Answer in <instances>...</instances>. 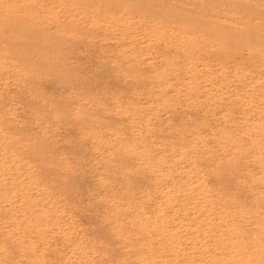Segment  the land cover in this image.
I'll use <instances>...</instances> for the list:
<instances>
[{
	"label": "rangeland",
	"instance_id": "1",
	"mask_svg": "<svg viewBox=\"0 0 264 264\" xmlns=\"http://www.w3.org/2000/svg\"><path fill=\"white\" fill-rule=\"evenodd\" d=\"M162 1L165 2V6L161 3ZM240 1L242 0H227V2L226 0H177V2L176 0H0V264H175L176 262L180 264H264V211L259 213L262 209L264 210V190H262L264 189V186H262L264 185V170H262L264 168V143H262L264 141V133H262L264 132V106H262L264 105L262 104L264 103V96L258 95L260 93L264 94V87H262V85L264 86V56L262 57V53L264 54V24L260 26L263 29L257 28L256 25H259L260 22L264 23V17H261V15H264V0H246V3L243 0L242 2L245 5L242 3V6ZM259 1L263 3L261 4L262 6L257 4ZM208 4H213V6L210 7ZM248 4L251 5L248 7ZM244 6L253 9H247L248 12L245 9V12ZM213 7L219 8L218 10H212L211 8ZM225 8L226 10L223 11L222 9ZM254 8H257L256 12H254ZM220 9L222 10L221 12L219 11ZM252 11L254 13H251ZM224 12L227 14L224 15ZM242 12H245V16ZM200 13L201 15L205 14L207 17L199 15ZM230 14H232V17ZM235 14L242 17H234L233 15ZM247 14L249 17L251 15H255V17H246ZM208 16L212 17L209 18ZM142 17L143 19H141ZM213 17L215 19H211ZM206 18L211 20L207 19V21ZM254 18H256V22H254ZM221 19L228 21L225 23ZM239 19H243L245 22L244 26L242 25L243 21ZM133 20L139 26L136 23L133 24ZM216 20H219L218 22L222 24L219 25ZM229 21L231 22L228 23ZM246 21L247 25L250 22L253 23L254 26L251 23L252 26L249 24L253 29H249ZM174 23L176 27L173 26ZM140 24L142 25L140 26ZM226 24H230L228 25L229 28L235 27L237 24L236 27L238 28L235 27L233 29L232 27L229 30ZM123 25L128 28H124ZM180 25H182V29ZM197 26L203 28V30H199ZM241 27L248 29L241 30ZM237 29L244 32L240 31L242 34H237ZM258 29L260 33L262 32L261 36H258L260 35ZM194 30H198V32ZM250 30L252 33L254 32V35L256 34V37L249 32ZM167 34L169 35L167 36ZM196 34L198 36L197 39ZM174 38L177 40V45ZM183 38H187L189 41L187 42ZM229 38L234 41L236 46L230 44L233 41L228 40ZM203 39L207 41L204 43ZM213 39L215 43L212 42ZM190 40L191 43H189ZM260 47L263 48L262 53ZM256 48H260V52ZM221 52H223V55ZM239 52L244 59L240 55L235 56ZM242 52L246 53V56ZM248 53L250 56L252 55V58L249 57ZM168 55L170 56L168 57ZM193 55L195 56L193 57ZM216 55L218 56L216 57ZM255 55H257V58L259 57V61H263L262 63L260 62L263 66L257 63L258 60ZM250 58L255 62L251 63ZM225 60L226 62L228 61L227 65L224 62ZM165 62H168V65ZM177 63H182V66L180 64L179 67ZM229 64L232 66H228ZM165 67L167 68L165 69ZM220 67L222 69L226 67L228 70H221ZM234 68L238 69V71ZM211 69L217 70L216 73ZM176 70L180 72H176ZM162 72L170 76L168 77ZM192 73L196 74V76L188 78L189 75H193ZM234 73L236 74L235 76ZM256 73L259 74L257 75ZM178 76H181L180 79H177L179 78ZM197 76L198 78H195ZM209 76L210 78L214 76L212 77L213 79L211 78V81L214 82H210ZM215 76L220 77H217V79ZM225 76L230 77H226L224 81ZM238 76L243 77L242 81L244 83L241 81L242 84H238L241 80ZM261 76L263 77L261 78ZM255 77L256 79H254ZM165 78L169 81L167 82ZM193 78L194 81L192 82ZM260 78L263 80L262 83ZM247 80L248 85H246L247 83L245 84ZM257 80L258 83L256 82ZM186 81L190 82L192 87ZM215 81L218 84H215ZM198 83L201 88L197 86ZM226 83L228 84L226 85ZM229 83L232 84L230 85ZM243 84L245 85L243 86ZM216 85L222 86L226 92ZM239 85L241 87H238ZM160 86L164 89L160 88ZM250 86L252 89H250ZM256 86H259V90H255ZM256 89L258 88L256 87ZM228 91H233L234 94L238 93L232 96V93H227ZM240 91L245 96H242L243 94ZM256 91L260 92L257 93ZM226 95L228 96L226 97ZM255 95L259 97H257L259 102L254 98ZM236 97L241 99L239 100ZM252 97L254 98L253 102L251 101ZM235 99H238L237 101L239 102L237 106L234 104H237ZM210 101H213V103ZM261 101L263 102L261 103ZM253 103H255V106H253ZM241 104L245 105L242 107ZM239 105L244 109V113H242L243 109L240 110L241 107ZM259 106L262 107L260 108ZM237 107H239V111ZM258 107L259 110L256 109ZM260 109L263 110L261 111ZM260 115L262 116L260 117ZM258 116L259 118H257ZM242 117L245 119L244 121H241L243 120ZM237 118L241 120L239 121ZM250 120L255 123L251 121V125H249ZM244 123H247V125ZM254 127L256 128L253 129ZM247 128H252L253 130H248ZM201 129H204L205 132H202ZM219 129H221L220 132H218ZM256 129L259 130L257 131ZM239 132L248 134L250 138L245 134L246 137L243 135L242 138L241 135L240 138L237 137L240 134ZM204 133L207 136L209 135V137H205L206 134ZM186 134L191 139H188ZM184 136L185 138H183ZM181 138L184 140L183 142ZM243 138H248L249 140L244 141ZM185 139L192 143L185 141ZM214 142L215 144H213ZM246 142L249 146L246 145ZM208 143L211 144L209 145ZM178 145L181 148L186 146L181 149L177 147ZM256 147L257 149H255ZM252 148L254 150H251ZM189 151L190 153L196 151L194 152L195 155L194 153L190 154ZM181 153H184V156ZM180 154L184 160L180 158ZM185 154L190 156L185 157ZM241 155L243 156L241 157ZM196 156L198 157L196 158ZM190 157L193 161H191ZM176 160L179 163L182 162L181 166L184 165L185 168L184 166H182L183 168L180 167ZM161 161L163 162L161 163ZM184 161L188 163L185 164L183 163ZM248 162L252 167L247 165ZM242 163L245 164L242 165ZM189 164L190 166H186ZM253 165L255 166L253 167ZM166 167L168 169L170 167L169 172H167ZM171 169L176 171L174 172ZM189 169L192 171L196 170V172H192ZM159 170L162 172H159ZM245 170L249 174L253 172L252 174L255 175H249ZM255 170L258 173L260 172L262 176ZM185 171L187 176H185ZM237 171L240 172V176ZM182 173L185 175L181 176L183 175ZM244 176L245 178H243ZM165 178L168 179L165 180ZM176 178L180 182H177ZM193 179L197 181L195 182ZM190 180L192 183H190ZM257 180H260V184ZM183 182L184 184H182ZM194 182H201L202 184L199 186V183H197L198 187ZM177 183L178 186H176ZM171 184L174 185L170 186L172 188L169 189L168 187ZM161 185L165 187L162 188ZM186 185L188 186L185 187ZM205 185L210 188L211 193H209L210 191L206 189ZM182 186L185 188H182ZM201 186L203 191L200 188ZM219 186L221 189H218ZM188 187L190 188L187 189L188 192L185 190L186 195L183 190ZM180 189H183L181 191L183 192L184 196L181 195L183 197L179 195L181 193ZM161 190L166 193L163 194ZM244 190H248L247 192H250V194ZM227 191L229 194H227ZM259 192H261L262 196ZM175 194H178L177 196L182 200L176 197ZM216 194L220 197L218 195L215 197ZM169 195H172L171 197L173 198ZM163 196L167 199L164 200L165 197ZM186 196L188 198H185ZM168 198L172 200H168ZM159 200L164 203L161 204ZM118 202L120 207H117L116 203ZM171 202L172 204H170ZM249 202L252 203L248 207L250 205ZM130 203H132V207L135 204V207L132 208ZM199 203H202L201 206ZM182 204L185 206L183 207ZM210 204L214 208L217 207V209L215 208L216 211L213 206H211L212 209L209 208ZM159 205L162 207H159ZM223 205L226 207H220ZM111 206L113 207L111 208ZM186 207L187 210L185 209ZM244 207L251 208L247 209L250 214ZM255 207H258V209L256 208L255 210ZM126 208L127 212L132 211L129 216ZM168 208L172 210L169 209L168 211ZM182 208L186 211H183ZM135 209L137 211L133 213ZM191 209H195V211ZM203 209L205 210L203 211ZM221 211L224 212L223 215ZM251 211L255 213L253 214L254 216H252ZM165 212H168L166 214L168 216L165 215ZM177 212H179V215ZM186 212H189V214L194 212L196 215L199 212L200 216L187 215ZM204 212L205 214H203ZM240 213L241 217H238ZM180 214L185 216L182 217ZM230 214V217H232V214L238 216L234 215L230 218ZM160 215L164 218L162 219ZM179 216H181V219ZM212 216H218L219 218L215 217L213 219ZM138 217L139 223L137 222ZM178 217L179 219H177ZM222 217L228 219L223 221ZM208 218L209 220L206 221ZM250 218V221L253 220L252 224L249 223ZM218 219H221L220 221L223 222H221L223 225L226 224L223 228L225 229L226 227L227 229L224 230L222 228V224ZM231 219L235 225L231 224ZM243 219H246L245 222ZM172 220L175 225H172ZM213 220L214 222L212 223ZM236 220L240 222L236 224ZM202 221L205 222L203 223ZM218 221L219 223L217 224L216 222ZM158 222L161 224L159 225ZM181 222L183 225H180ZM191 222L196 223L200 228L197 229L196 225L192 226L193 223L191 224ZM205 224H209L210 228L205 226ZM211 224L213 225L211 226ZM216 224L221 225L217 226ZM247 224L251 225L248 226ZM153 225L157 227L153 228ZM236 225H238V230L235 228L237 227ZM241 225L243 227L247 225V227L243 228ZM253 225H256L257 228ZM239 226L242 227L243 231ZM165 227L169 229H165ZM180 227L182 228L180 229ZM118 228L120 232H123L120 233ZM250 228L254 231H251ZM209 231L210 234L208 233ZM219 231L221 235L223 233V236L220 235ZM244 231L249 235L247 236ZM229 233L231 237L234 234L235 236L231 238ZM184 236H187V240L183 238ZM227 236L232 239L230 242V238ZM209 239L211 240L210 242ZM232 241H235L236 244L232 243ZM239 242L240 245L238 244ZM178 243L182 244L179 245ZM184 243L186 244L185 246ZM245 243L249 246H245ZM251 243L252 245H250ZM175 245L176 247H173ZM129 246L131 247L129 248ZM152 251H155V255L150 253ZM241 251L245 252V254H242ZM249 251H251L250 255ZM253 252L254 255L252 254ZM131 253L137 255L133 257L134 255L132 256ZM139 253L143 255L142 257L140 256V259ZM146 254L149 255L147 256ZM239 255L244 256L241 258ZM245 255L247 256L245 257ZM157 257H159L158 260L160 259V262L156 259ZM258 258H262L260 260L263 262L261 263ZM151 259L154 260L151 261ZM185 259L188 263H185Z\"/></svg>",
	"mask_w": 264,
	"mask_h": 264
},
{
	"label": "bare ground",
	"instance_id": "2",
	"mask_svg": "<svg viewBox=\"0 0 264 264\" xmlns=\"http://www.w3.org/2000/svg\"><path fill=\"white\" fill-rule=\"evenodd\" d=\"M223 1H224V0H223ZM238 1H239V0H238ZM242 1H243V0H242ZM242 1H240V2H241V3H240L241 6H242V3L244 4V2H242ZM251 1H252V0H251ZM254 1H258V0H254ZM169 2H170V1H169ZM176 2H177V0H176ZM214 2H216V1H214ZM226 2H227V0H226ZM234 2H235V1H234ZM260 2H261V1H259V3L257 2V4H260V5L263 4V3H260ZM39 3H40V2H39ZM161 3H163L164 6H165V2L162 1ZM216 3H217V2H216ZM216 3H215V5H216ZM224 3H225V2H224ZM245 3H246V0H245ZM249 3H251V2H249ZM41 4H42V3H41ZM222 4H223V3H222ZM222 4H221V6H222ZM226 4H228V3H226ZM232 4H233V3H232ZM253 4H254V3H253ZM208 5H209L210 7L213 6V4H211V5L208 4ZM219 5H220V4H219ZM224 5H225V4H224ZM244 5H245V4H244ZM249 5H251V4H248V7H249ZM61 6H62V5H61ZM67 6H68V5H67ZM164 6H163V7H164ZM167 6H168V5H167ZM225 6H226V5H225ZM225 6H223V7H225ZM228 6H230V5H228ZM231 6H232V5H231ZM239 6H240V5H239V2H238V7H239ZM252 6H253V5H252ZM252 6H251V7H252ZM256 6H257V5H256ZM261 6H262V5H261ZM49 7H50V6H49ZM234 7H235V6H234ZM244 7H245V6H244ZM244 7H243V8H244ZM246 7H247V6H246ZM246 7L244 8V11H245V9H246V10H247V9H248V10L253 9V8H250V9H249V8H246ZM257 7H259V6H257ZM218 8H219V7H218ZM218 8H217V7H216V8L213 7V8H211V9H212V10H213V9H217V10H218ZM235 8H236V7H235ZM263 8H264V7H263ZM186 9H188V8H186ZM230 9H231V8H230ZM240 9H241V8H240ZM240 9H239V11H240ZM256 9H257V8H254V12H256ZM261 9H262V8H261ZM60 10H61V9H60ZM222 10L225 11L226 8H225V9H222ZM222 10L220 9L219 11L221 12ZM231 10H232V9H231ZM233 10H234V9H233ZM248 10H247V12H248ZM259 10H260V9H259ZM62 11H63V10H62ZM77 11H78V10H77ZM219 11H218V12H219ZM260 11H261V10H260ZM260 11H259V12H260ZM123 12H124V11H123ZM215 12H216V11H215ZM215 12H214V13H215ZM218 12H217V13H218ZM220 12H219V13H220ZM245 12H246V11H245ZM245 12H244V13L242 12L244 16H245ZM254 12L252 11L251 13H254ZM184 13H185V12H184ZM212 13H213V12H212ZM224 13H225V12H224ZM224 13H223V14H224ZM242 13H241V14H242ZM257 13H258V10H257ZM84 14H85V13H84ZM141 14H142V13H141ZM223 14H222V15H223ZM226 14H227V13H225L224 15H226ZM233 14H234V13H233ZM238 14H239V13H238ZM238 14H237V15H238ZM259 14H260V13H259ZM186 15H187V14H186ZM193 15H194V13H193ZM199 15H201V13H200ZM204 15H205V14H202L201 16H204ZM256 15L258 16V14H256ZM106 16H107V15H106ZM106 16H105V17H106ZM213 16H214V15H213ZM217 16H218V15H217ZM230 16L232 17V14H230ZM230 16H229V17H230ZM233 16H234V17H239V16H241V15L236 16V14H235V15H233ZM251 16H253V15H251ZM251 16H250V17H251ZM257 16H256V17H257ZM259 16H260V15H259ZM262 16L264 17V15H261V17H262ZM107 17H108V16H107ZM107 17H106V18H107ZM109 17H110V15H109ZM167 17H168V16H167ZM205 17H207V16L205 15ZM205 17H201V18L204 19ZM208 17H209V16H208ZM210 17H212V16H210ZM210 17H209V18H210ZM241 17H242V16H241ZM246 17H249V15L247 14ZM250 17H249V18H250ZM253 17H255V15H254ZM261 17H260V18H261ZM126 18H127V17H126ZM128 18H129V17H128ZM99 19H100V17H99ZM111 19H112V18H111ZM130 19H131V16H130ZM141 19H143V17H142ZM207 19H208V18H206V20H207ZM211 19H215V18L213 17V18H211ZM211 19H208V20L210 21ZM216 19H217V18H216ZM218 19H219V17H218ZM227 19H228V18H227ZM243 19H244V18H243ZM243 19H242V20L239 19V20H240V21H243ZM246 19H247V18H246ZM252 19H253V18H252ZM255 19H256V18H254V20H255ZM105 20L107 21V19H105ZM136 20H137V19H136ZM208 20H207V21H208ZM221 20L223 21L224 19H221ZM228 20H229V19H228ZM228 20H227V21H228ZM244 20H245V19H244ZM257 20H260V19H257ZM263 20H264V18H263ZM263 20H261V21H263ZM128 21H129V20H128ZM134 21H135V20H133V24H135V23L137 24V22L134 23ZM142 21L145 22L144 20H142ZM216 21H217V20H216ZM218 21H219V20H218ZM218 21H217V22H218ZM227 21L224 20L225 23H227ZM247 21H248V20H247ZM247 21H246V25H247ZM249 21H251V20L249 19ZM96 22H97V21H96ZM96 22H95V23H96ZM101 22H102V21H101ZM139 22H141V21H139ZM152 22H154V21H152ZM155 22H156V20H155ZM155 22H154V23H155ZM213 22L215 23V21H213ZM230 22H231V21H229L228 23H230ZM251 22H252V21H251ZM251 22H250V23H251ZM254 22H256V20H255ZM107 23H108V22H107ZM127 23H129V22H127ZM154 23H153V25H154ZM165 23H166V22H165ZM204 23H205V22H204ZM225 23H224V24H225ZM232 23H233V22H232ZM234 23H236V22H234ZM244 23H245V22L243 21L242 25H243ZM250 23H249V24H250ZM257 23H258V22H257ZM105 24H106V23H105ZM109 24H110V23H109ZM115 24H116V23H115ZM158 24H159V23H158ZM162 24H164V23H162ZM169 24H170V23H169ZM206 24H208V23H206ZM216 24H217V23H216ZM218 24L221 25L222 23L218 22ZM218 24H217V25H218ZM249 24H248V25H249ZM251 24L253 25V23H251ZM251 24H250V25H251ZM254 24H255V23H254ZM261 24H262V26H263L264 23H261V22H260L259 25L256 24V25H257V28L260 27ZM112 25H113V23H112ZM126 25H128V24H126ZM137 25H138V24H137ZM141 25H142V24H140V26H141ZM144 25H145V24H144ZM151 25H152V23H151ZM156 25H157V24H156ZM165 25H166V24H165ZM174 25H175V23L173 24V26H174ZM226 25H227V24H226ZM226 25H225V26H226ZM228 25H230V24H228ZM228 25H227V28L230 30V28H232L233 26L231 25L232 27L229 28ZM236 25H237V24H236ZM236 25H235V27H236ZM240 25H241V24H240ZM248 25H247V26H248ZM250 25H249V29H250L251 26H252V25H251V26H250ZM256 25H255V27H256ZM118 26H119V25H118ZM123 26H124V28L127 27V26L125 27V25H123ZM131 26H132V24H131ZM134 26H136V25H134ZM138 26H139V25H138ZM154 26H155V25H154ZM163 26H164V25H163ZM170 26H171V24H170ZM180 26H181V29H182V25H180ZM211 26H212V23H211ZM222 26H223V25H222ZM243 26H244V25H243ZM253 26H254V25H253ZM100 27H101V26H100ZM113 27H114V25H113ZM120 27H121V24H120ZM152 27H153V26H152ZM160 27H161V26L159 25V28H160ZM167 27H169V25H167ZM174 27H176V26H174ZM177 27H178V26H177ZM213 27H214V25H213ZM235 27H233V29H235ZM263 27H264V26H263ZM263 27H262V28L260 27V28L263 29ZM121 28H122V27H121ZM127 28H128V27H127ZM141 28H142V27H141ZM148 28H150V27H148ZM172 28H173V27H172ZM178 28H179V27H178ZM195 28H196V27H195ZM197 28H199V27L197 26ZM206 28H207V27H206ZM223 28H224V26H223ZM236 28H238V27H236ZM241 28H242L241 30H245V29L247 30V29H248V28H245V29H244L243 27H241ZM257 28H255V29H257ZM143 29H144V28H143ZM146 29H147V28H146ZM150 29H151V28H150ZM160 29H161V28H160ZM165 29H166V27H165ZM168 29H169V28H168ZM185 29L188 30L187 27H185ZM185 29H184V31H185ZM200 29L203 30V28H199V30H200ZM233 29H232V30H233ZM251 29H253V28H251ZM104 30H105V29H104ZM107 30H108V29H107ZM109 30H112V29H109ZM148 30H149V29H148ZM151 30H152V29H151ZM162 30H163V29H162ZM237 30H238V31H237ZM237 30H236L237 34H238V33H239V34H242V33H240L241 30H240V31H239V29H237ZM258 30H259V29H258ZM113 31H114V30H113ZM115 31H116V30H115ZM152 31H153V30H152ZM179 31H180V30H179ZM192 31H193V30H192ZM194 31H195V30H194ZM209 31H210V30H209ZM234 31H235V30H234ZM118 32H119V31H118ZM157 32H158V31H157ZM163 32H164V31H163ZM166 32L168 33L167 30H166ZM166 32H165V33H166ZM175 32H176V31H175ZM188 32H189V31H188ZM195 32H198V30L195 31ZM195 32H194V34H195ZM228 32H229V31H228ZM241 32H244V31H241ZM246 32H247V31H246ZM249 32H251V30H250ZM255 32H256V31H255ZM257 32H258V31H257ZM184 33H185V32H184ZM186 33H187V32H186ZM202 33H203V32H202ZM205 33L207 34V32H205ZM214 33H216V32H214ZM247 33H248V32H247ZM247 33H246V34H247ZM251 33H252V32H251ZM251 33H250V34H251ZM259 33H260V30H259ZM259 33H258V34H259ZM261 33H262V32H261ZM261 33H260V35H258V34H257V35H258V36H261ZM263 33H264V32H263ZM116 34H117V33H116ZM125 34H126V33H125ZM158 34H160V33H158ZM163 34H164V33H163ZM171 34H172V32H171ZM178 34H179V33H178ZM178 34H176V35H178ZM220 34H221V33H220ZM223 34H224V33H223ZM246 34H245V35H246ZM252 34L254 35V32H253ZM252 34H251V35H252ZM165 35H166V34H165ZM168 35H169V34H167V36H168ZM173 35H174V32H173ZM182 35H183V34H182ZM185 35H186V34H185ZM202 35H203V34H202ZM210 35H211V34H210ZM210 35H209V36H210ZM212 35H213V33H212ZM224 35H225V34H224ZM243 35H244V33H243ZM243 35H242V36H243ZM248 35H249V34H248ZM248 35H247V36H248ZM251 35H250V36H251ZM253 35H252V36H253ZM126 36H128V35H126ZM170 36H171V35H170ZM179 36H180V35H179ZM186 36H187V35H186ZM192 36H193V35H192ZM254 36L256 37V34H255ZM254 36H253V37H254ZM262 36H263V35H262ZM124 37H125V35H124ZM173 37H174V36H173ZM175 37H176V36H175ZM193 37H195V36H193ZM197 37H198V36H197V34H196V39H197ZM244 37L247 38L246 36H244ZM244 37H242V38H244ZM180 38H181V37H180ZM191 38H192V37H191ZM191 38H190V39H191ZM202 38H203V36H202ZM202 38H201V39H202ZM215 38H216V37H215ZM219 38H220V37H219ZM236 38H237V36H236ZM258 38H259V37H258ZM174 39H175V38H174ZM177 39H178V38H177ZM183 39H184V38H183ZM186 39H187V38H185L184 40L188 42L189 40H188V39L186 40ZM194 39H195V38H194ZM260 39H261V37H260ZM175 40H176V39H175ZM175 40H174V41H175ZM179 40H180V39H179ZM181 40H182V39H181ZM191 40H192V39H191ZM191 40H190L189 43H191ZM203 40H204V39H203ZM210 40H211V39H210ZM216 40H217V39H216ZM218 40H219V39H218ZM221 40L223 41V39H221ZM228 40L233 41V40L230 39V38H229ZM237 40H238V38H237ZM237 40H235V41H237ZM244 40H245V39H244ZM262 40H263V39H262ZM167 41H169V40H167ZM174 41H173V42H174ZM182 41H183V40H182ZM195 41H196V40H195ZM197 41H198V40H197ZM206 41H207V40H206ZM206 41L204 40V43H205ZM179 42H181V41H179ZM187 42H186V43H187ZM212 42L215 43L214 39H213ZM219 42H220V41H219ZM228 42H229V41H228ZM238 42H239V41H238ZM238 42H237V43H238ZM245 42H246V40H245ZM175 43H176V45H177V40H176ZM193 43H195V42H193ZM208 43H209V42H208ZM214 43H213V44H214ZM239 43H240V42H239ZM164 44H165V42H164ZM172 44H173V43H172ZM178 44H179V43H178ZM180 44H181V43H180ZM199 44H200V43H199ZM221 44H222V43H221ZM230 44H231V45H232V44L235 45L234 41H233L232 43H230ZM162 45H163V44H162ZM168 45H169V44H168ZM174 45H175V44H174ZM192 45H193V44H192ZM209 45H210V44H209ZM228 45H229V44H228ZM262 45H263V44H262ZM235 46H236V45H235ZM239 46H240V45H239ZM242 46H243V44H242ZM252 46H254V45H252ZM202 47L204 48V46H202ZM205 47H206V44H205ZM207 47H208V45H207ZM237 47H238V46H237ZM250 47H251V46H250ZM254 47H257V46H254ZM262 47H263V46H262ZM173 48H174V47H173ZM243 48H244V47H243ZM243 48H242V49H243ZM245 48H247V47H245ZM251 48H253V47H251ZM260 48H261V47H260ZM260 48H259V49L256 48V50L259 51ZM204 49H205V48H204ZM254 49H255V48H254ZM254 49H252V50H254ZM262 49H263V48H261V50H260L261 53H262ZM170 50H171V49H170ZM243 50H244V49H243ZM252 50H251V51H252ZM256 50H255V52H256ZM260 51H259V52H260ZM169 52H170V51H169ZM211 52H213V51H211ZM223 52H224V51H223ZM223 52H221L222 55H223ZM253 52H254V51H253ZM259 52H257V53H259ZM263 52H264V50H263ZM164 53H165V52H164ZM174 53H175V52H174ZM243 53H244V52H242V54H243ZM167 54H168V53H167ZM177 54H178V53H177ZM180 54H181V53H180ZM211 54H212V53H211ZM229 54L231 55L230 52H229ZM236 54H237V53H236ZM245 54H246V53H244V55H245ZM248 54H249V53H248ZM165 55H166V54H165ZM232 55H233V53H232ZM238 55L241 56L240 52H239V54H237V55H235V56H238ZM259 55H260V53H259ZM169 56H170V55H168V57H169ZM190 56H191V55H190ZM194 56H195V55H193V57H194ZM217 56H218V55H216V57H217ZM225 56H226V55H225ZM225 56H224V57H225ZM245 56H246V55H245ZM245 56H244V57H245ZM263 56H264V54L262 53V57H263ZM247 57H248V56H247ZM249 57L252 58V55L250 56V54H249ZM255 57H256V59L258 60L259 57L257 58V55H255ZM255 57H253V58H255ZM161 58H162V57H161ZM166 58H167V57H166ZM222 58H223V56H222ZM225 58H226V57H225ZM227 58H228V57H227ZM229 58H231V57H229ZM233 58H234V57H233ZM233 58H232V59H233ZM235 58H236V57H235ZM241 58L244 59L242 56H241ZM241 58H240V59H241ZM251 58H250V59H251ZM168 59H169V58H168ZM176 59H177V58H176ZM250 59H247V60H250ZM174 60H175V59H174ZM182 60H183V58H182ZM219 60H220V59H219ZM228 60H229V59H228ZM230 60H231V59H230ZM247 60H246V61H247ZM254 60H255V59H254ZM260 60H263V59H260ZM161 61H163V60L161 59ZM164 61H165V60H164ZM189 61H190V60H189ZM195 61H196V60H195ZM197 61H198V60H197ZM238 61H240V60L238 59ZM251 61H252V59H251ZM168 62H169V61H168ZM168 62H167V63H168ZM172 62H173V61H172ZM180 62H181V61H180ZM184 62H185V61H184ZM224 62H226V60H225ZM229 62H230V61H229ZM231 62H232V61H231ZM240 62H241V61H240ZM249 62H250V61H249ZM249 62H247V63L249 64ZM253 62H255V61H252L251 63H253ZM260 62L262 63L263 61H259V60H258L257 63H260ZM165 63H166V62H165ZM167 63H166V64H167ZM175 63H176V62H175ZM186 63H187V62H186ZM197 63H198V62H197ZM222 63H223V62H222ZM232 63H233V62H232ZM237 63H238V62H237ZM243 63H244V62H243ZM257 63H256V64H257ZM261 63H260V65H262ZM177 64H178V63H177ZM180 64H181V66H182V63H180ZM180 64H178V66H179ZM195 64H196V63H195ZM227 64H228V61L226 62V65H227ZM238 64H239V63H238ZM240 64H242V63H240ZM244 64H245V63H244ZM254 64H255V63H254ZM254 64H253V65H254ZM167 65H168V64H167ZM167 65H165V66H167ZM170 65H171V64H170ZM208 65H209V64H208ZM226 65H225V66H226ZM257 65H258V64H257ZM174 66H175V65H174ZM189 66H190V65H189ZM228 66H232V65L229 64ZM228 66H227V67H228ZM262 66H263V65H262ZM262 66H260V67H262ZM167 67H168V66H167ZM167 67H165V69H166ZM171 67H172V66H171ZM179 67H180V66H179ZM193 67H194V66H193ZM193 67H192V68H193ZM197 67H198V66H197ZM216 67H217V66H216ZM222 67H224V66L222 65ZM222 67H220L221 70H225V71L228 70V69H226V67H225V69H222ZM233 67H234V66H233ZM233 67H232V68H233ZM254 67H255V66H254ZM260 67H259V68H260ZM169 68H170V67H169ZM173 68H174V67H173ZM175 68H176V66H175ZM175 68H174V69H175ZM192 68H191V69H192ZM198 68H199V67H198ZM202 68H203V67H202ZM202 68H200V69H202ZM204 68H205V67H204ZM206 68H207V67H206ZM228 68H230V67H228ZM232 68H231V69H232ZM251 68H252V67H251ZM163 69H164V67H163ZM178 69H179V68H178ZM184 69H185V68H184ZM184 69H183V70H184ZM194 69H196V68H194ZM212 69H213V68H212ZM212 69H211V70H212ZM215 69H216V68H215ZM218 69H219V68H218ZM234 69H235V68H234ZM234 69H233V70H234ZM252 69H254V68H252ZM169 70H170V69H169ZM181 70H182V68H181ZM198 70H199V69H198ZM204 70H205V69H204ZM206 70H207V69H206ZM235 70H236V69H235ZM235 70H234V72H235ZM241 70H242V69H241ZM258 70H259V69H258ZM262 70H263V68H262ZM166 71H167V70H166ZM194 71H195V70H194ZM212 71H214V70H212ZM216 71H217V70H216ZM216 71H214V73H216ZM219 71H220V70H219ZM219 71H218V72H219ZM230 71H231V70H230ZM230 71H229V72H230ZM236 71H238V69H237ZM243 71H244V70H243ZM250 71H251V70H250ZM252 71H253V70H252ZM171 72H173V71H171ZM176 72H180V71H179V70H178V71L176 70ZM189 72H190V71H189ZM210 72H211V71H210ZM248 72H249V71H248ZM162 73H165V72H162ZM168 73H169V72H168ZM201 73H203V72H201ZM205 73H207V72L205 71ZM214 73H211V74H214ZM230 73H231V72H230ZM237 73H238V72H237ZM246 73H247V72H246ZM252 73H253V72H252ZM170 74H171V73H170ZM180 74H181V73H180ZM184 74H185V73H184ZM192 74H193V75H189L188 78H189L190 76H191V77H192V76H196V74H195V75H194V73H192ZM197 74H199V72H197ZM211 74H209V75L211 76ZM222 74H223V73H222ZM239 74H240V73H239ZM243 74H244V72H243ZM256 74L258 75L259 73H256ZM263 74H264V73H263ZM165 75L167 76L168 74L165 73ZM172 75H173V74H172ZM172 75H171V77H172ZM174 75H175V74H174ZM177 75H178V73H177ZM182 75H183V73H182ZM182 75H181V76H182ZM187 75H188V74H187ZM205 75H206V74H205ZM229 75H232V74H229ZM235 75H236V74L234 73V76H235ZM247 75H249V74H247ZM169 76H170V75H168V77H169ZM181 76H180V77H181ZM210 76H209V78H210ZM220 76H221V75H220ZM220 76H217V77H220ZM222 76H223V75H222ZM240 76H241V75H240ZM244 76H245V75H244ZM253 76H255V75H253ZM253 76H252V77H253ZM162 77H163V76H162ZM164 77H165V76H164ZM168 77H167V78H168ZM173 77L175 78V76H173ZM178 77H179V76H178ZM180 77L177 78V79H180ZM184 77H185V76H184ZM212 77H214V76H212ZM212 77H211V78H212ZM215 77H216V76H215ZM217 77H216V78H217ZM226 77H227V76L224 77V81H225V78H226ZM229 77H230V76H229ZM229 77H227V78H229ZM238 77H239V76H238ZM245 77H246V76H245ZM248 77H249V76H248ZM250 77H251V76H250ZM262 77H263V76H261V78H262ZM182 78H183V76H182ZM182 78H181V79H182ZM195 78H198V76L195 77ZM200 78H202V77L200 76ZM200 78H199V79H200ZM211 78H210V82H214V81H211ZM222 78H223V77H222ZM222 78H221V80H222ZM232 78H234V77H232ZM236 78H237V77H236ZM239 78H241V77H239ZM239 78H238V79H239ZM242 78H243V77H242ZM242 78H241V80H240V83H238V84H242V83H244V82L242 81ZM261 78H260V79H261ZM155 79H156V78H155ZM161 79H163V78H161ZM165 79H166V78H165ZM169 79H170V78H169ZM177 79H176V80H177ZM185 79H186V78H185ZM212 79H213V78H212ZM217 79H218V78H217ZM234 79H235V78H234ZM249 79H250V78H249ZM254 79H256V77H255ZM258 79H259V78H258ZM157 80H158V79H157ZM166 80H167V79H166ZM170 80H171V79H170ZM183 80H184V79H183ZM186 80H187V79H186ZM197 80H198V79H197ZM206 80H207V79H206ZM208 80H209V79H208ZM221 80H220V81H221ZM230 80H231V79H230ZM252 80H253V79H252ZM168 81H169V80H167V82H168ZM188 81H189V79H188ZM188 81H186V82L188 83ZM193 81H194V78H193L192 82H193ZM195 81H196V80H195ZM201 81H202V80H201ZM228 81H229V80H228ZM236 81L238 82L237 79H236ZM236 81H234V82H236ZM241 81H242V83H241ZM152 82H153V81H152ZM179 82H180V81H179ZM192 82H191V83H192ZM208 82H209V81H208ZM210 82H209V83H210ZM222 82H223V81H222ZM226 82H227V81H226ZM230 82H231V81H230ZM253 82H255V80H253ZM256 82L258 83V80H257ZM259 82H260V80H259ZM262 82H263V80L261 79V83H262ZM154 83H155V82H154ZM159 83L161 84V82H159ZM159 83H158V85H160ZM183 83H184V81H183ZM187 83H186V84H187ZM195 83H196V82H195ZM195 83H194V84H195ZM199 83H200V82H199ZM199 83H198L197 86H199ZM246 83H247V84H246ZM250 83L252 84V82H250ZM163 84H164V83H163ZM188 84L191 85V87H192V84H190V82H189ZM196 84H197V83H196ZM215 84H218V82L216 83V81H215ZM215 84H212V85H215ZM227 84H228V83H226V85H227ZM229 84H230V83H229ZM231 84H232V83H231ZM231 84H230V85H231ZM245 84L248 85V80H247V82H245ZM245 84H243V86H244ZM253 84H254V83H253ZM255 84H256V83H255ZM161 85H162V84H161ZM182 85H184V84H182ZM205 85H206V82H205ZM219 85H221V84L219 83ZM226 85H225V86H226ZM230 85H229V86H230ZM234 85H237V84H234ZM249 85H250V84H249ZM256 85H259V84H256ZM162 86H163V85H162ZM180 86H181V84H180ZM202 86H203V85H202ZM206 86H207V85H206ZM216 86H217V85H216ZM223 86H224V84H223ZM158 87H159V86H158ZM164 87H165V86H164ZM194 87H195V85H194ZM199 87H200V86H199ZM217 87H220V86H217ZM226 87H227V86H226ZM230 87H231V86H230ZM233 87H234V86H233ZM238 87H241V85H239ZM246 87H247V86H246ZM248 87H249V86H248ZM256 87H257L258 89H256ZM256 87H255V90H259V86H256ZM262 87H264V86L262 85ZM160 88H162V87L160 86ZM165 88H167V87H165ZM200 88H201V87H200ZM211 88H212V87H211ZM213 88H214V87H213ZM220 88H221V89H224V88H222V86H221ZM220 88H219V89H220ZM231 88H232V87H231ZM235 88H236V87H235ZM243 88H244V87H243ZM162 89H164V88H162ZM204 89H205V88H204ZM227 89H228V87H227ZM232 89H234V88H232ZM232 89H231V90H232ZM250 89H252L251 86H250ZM211 90H212V89H211ZM211 90H210V91H211ZM213 90H214V89H213ZM199 91H200V90H199ZM206 91H207V90H206ZM206 91H205V93H206ZM214 91H215V90H214ZM214 91H213V92H214ZM216 91H217V89H216ZM224 91H225V89H224ZM248 91H249V89H248ZM248 91H247V92H248ZM250 91H251V90H250ZM263 91H264V89H263ZM211 92H212V91H211ZM225 92H226V91H225ZM240 92H241V91H240ZM256 92H257V91H256ZM259 92H260V91H259ZM259 92H257V93H259ZM200 93H201V92H200ZM218 93H219V91H218ZM227 93H230V94L232 93V94H231L232 96H233V94H234L233 91H232V92H229V91H228ZM237 93H238V92H236L234 95H236ZM241 93H242V92H241ZM251 93H252V92H251ZM207 94H208V91H207ZM210 94H211V93H210ZM214 94H215V92H214ZM242 94H243V93H242ZM246 94H247V93H246ZM248 94H249V93H248ZM255 94H256V93H255ZM217 95H218V94H217ZM222 95H223V94H222ZM224 95H225V94H224ZM253 95H254V93H253ZM258 95H259V96H260V95L264 96V94H261V93L258 94ZM212 96H213V95H212ZM227 96H228V95H226V97H227ZM238 96H239V95H238ZM242 96H245V95L243 94ZM251 96H252V95H251ZM209 97H211V96H209ZM209 97H208V99H209ZM226 97H225V98H226ZM229 97H230V96H229ZM229 97H228V98H229ZM247 97H248V96H247ZM247 97H246V98L243 97V98L248 99ZM257 97H258V96L255 95L254 98H256L257 102H259L258 99H257ZM204 98H205V97H204ZM213 98H216V97H213ZM213 98H212V99H213ZM228 98H227V100H228ZM231 98H233V97H231ZM234 98H235V96H234ZM234 98H233V99H234ZM236 98H239V100L241 99L240 97H236ZM254 98L252 97V98H251L252 100H251L250 98H249V99L253 102V99H254ZM258 98H259V97H258ZM210 99H211V98H210ZM229 99H230V98H229ZM261 99H262V98H261ZM235 100H236V99H235ZM237 100H238V99H237ZM237 100H236V101H237ZM259 100H260V99H259ZM151 101H152V100H151ZM207 101H209V100H207ZM232 101H233V100H232ZM241 101H242V100H241ZM247 101H248V100H247ZM254 101H255V100H254ZM263 101H264V99H263ZM263 101H261V103H262ZM205 102H206V101H205ZM210 102L213 103V101H210ZM229 102H231V101L229 100ZM233 102H234V101H233ZM243 102H245V101H243ZM207 103H208V102H207ZM238 103H239V102L237 101V104H236V103H234V104L237 106ZM245 103H246V102H245ZM255 103H256V102H255ZM255 103H253V106H255ZM261 103H260V105H261ZM227 104H228V102H227ZM229 104H230V103H229ZM231 104H233V103H231ZM249 104H250V102H249ZM249 104H248V105H249ZM262 104H264V103H262ZM214 105H215V104H214ZM241 105H242V104H241ZM243 105H245V104H243ZM243 105H242V107H243ZM248 105H247V106H248ZM233 106H234V105H233ZM239 106H240V105H239ZM247 106H246V107H247ZM251 106H252V103H251ZM256 106H258V105H256ZM262 106H264V105H262ZM262 106H261V107H262ZM209 107H210V106H209ZM211 107H212V104H211ZM234 107H235V106H234ZM240 107H241V106H240ZM242 107L240 108V110L243 109ZM259 107H260V106H259ZM259 107L256 108V109L259 110ZM261 107H260V108H261ZM238 108H239V107H237V109H238ZM252 108H254V107H252ZM247 110H248V108H247ZM249 110H251V109H249ZM260 110H261V109H260ZM262 110H263V109H262ZM262 110H261V111H262ZM238 111H239V109H238ZM253 111H254V110H253ZM261 111H260V113H261ZM245 112H246V110H245ZM222 113H223V112H222ZM239 113H240V112H239ZM242 113H244V109L242 110ZM227 114H228V113H227ZM247 114H248V113H247ZM249 114L252 115L251 113H249ZM257 114H258V113H257ZM238 115H239V114H238ZM254 115H255V114H254ZM185 116H186V115H185ZM213 116H215V115H213ZM230 116H231V114H230ZM243 116H244V115H243ZM261 116H262V115H260V117H261ZM223 117H224V115H223ZM225 117H226V113H225ZM244 117H245V116H244ZM221 118H222V116H221ZM242 118H243V117H242ZM257 118H259V116H258ZM257 118H256V119H257ZM237 119H238V118H237ZM261 119H262V118H261ZM263 119H264V118H263ZM218 120H219V119H218ZM220 120H221V119H220ZM233 120H234V119H233ZM233 120H232V121H233ZM238 120L240 121L241 119H238ZM244 120H245V119L243 118V120H241V121H244ZM230 121H231V119H230ZM234 121H236V120H234ZM234 121H233V123H234ZM251 121H252V120H250V124H249V125H251ZM223 122H224V121H223ZM236 122H237V121H236ZM236 122H235V123H236ZM252 122H254V121H252ZM229 123H230V122H229ZM239 123H240V122H239ZM248 123H249V122H248ZM254 123H255V122H254ZM227 124H228V123H227ZM237 124H238V123H237ZM244 124L247 125V123H244ZM257 124H258V123H257ZM149 125H150V124H149ZM241 125H242V123H241ZM249 125H248V126H249ZM196 126H197V125H196ZM228 126H229V125H228ZM238 126H239V124H238ZM257 126H258V125H257ZM211 127H212V126H211ZM251 127H252V126H251ZM237 128H238V127H237ZM240 128H241V127H240ZM242 128H243V127H242ZM255 128H256V127H254L253 129H255ZM204 129H205V128H204ZM204 129H203V130H204ZM215 129H216V128H215ZM217 129H218V128H217ZM244 129H246V128H244ZM247 129H248V128H247ZM251 129H252V128H249L248 130H251ZM253 129H252V130H253ZM201 130H202V129H201ZM203 130H202V132H205V130H207V129H205L204 131H203ZM220 130H221V129H219L218 132H220ZM224 130H225V129H224ZM238 130H240V129H238ZM248 130H247V131H248ZM256 130H257V129H256ZM258 130H259V129H258ZM258 130H257V131H258ZM261 130H262V129H261ZM263 130H264V129H263ZM240 131H241V130H240ZM242 131L244 132L243 129H242ZM245 131H246V130H245ZM254 131H255V130H254ZM199 132H200V131H199ZM225 132H226V131H225ZM231 132L233 133V131H231ZM248 132H249V131H248ZM251 132H253V131H251ZM181 133H183V132L181 131ZM197 133H198V132H197ZM206 133L209 134V132H207V131H206ZM206 133H204V134H206ZM236 133H237V132H236ZM239 133H240L239 136H237V137H239V138H240V135H241V138H242V135H243V136L248 135V134H245V133H244V134H245V135H244L242 132H239ZM241 133H242V134H241ZM257 133H259V132H257ZM262 133H264V132H262ZM184 134H185V133H184ZM188 134H189V133H188ZM193 134H194V133H193ZM216 134H218V133L216 132ZM254 134H255V133H254ZM189 135H190V134H189ZM191 135H192V134H191ZM197 135H198V134H197ZM209 135H210V134H209ZM209 135L207 136V134H206L205 137H209ZM234 135H235V132H234ZM236 135H238V134H236ZM250 135H251V134H250ZM179 136H180V135H179ZM213 136H215V135H213ZM251 136H252V135H251ZM253 136H254V135H253ZM180 137H181V136H180ZM180 137H179V138H180ZM186 137H188L187 134H186ZM245 137H246V136H245ZM248 137H249V135H248ZM258 137H259V136H258ZM258 137H255V138H258ZM0 138H1V137H0ZM183 138H185V136H184ZM192 138H193V137H192ZM226 138H227V137H226ZM249 138H250V137H249ZM251 138H253V137H251ZM259 138H260V137H259ZM188 139H191V138L188 137ZM194 139H195V138H194ZM215 139L218 140L217 137H215ZM243 139H244V141H245V140H247L248 138H243ZM253 139H254V138H253ZM186 140H187V139H185V141H186ZM195 140H196V139H195ZM211 140H212V139H211ZM211 140H210V142H211ZM213 140H214V138H213ZM220 140H221V139H220ZM248 140H249V139H248ZM251 140H252V139H251ZM259 140H260V139H259ZM263 140H264V139H263ZM181 141L183 142L184 140H182V138H181ZM187 141H189V140H187ZM191 141H192V140H191ZM193 141H194V140H193ZM196 141H197V140H196ZM196 141H195V142H196ZM214 141H215V140H214ZM221 141H222V140H221ZM225 141H226V140H225ZM244 141H243V142H244ZM253 141H254V140H253ZM253 141H252V142H253ZM189 142H190V141H189ZM189 142H188V143H189ZM197 142H198V141H197ZM197 142H196V143H197ZM222 142H223V141H222ZM248 142H251V141H248ZM252 142H251V143H252ZM256 142H257V141H256ZM188 143H187V144H188ZM190 143H192V142H190ZM219 143H220V142H219ZM246 143H247V142H246ZM262 143H264V141H263ZM183 144H184V143H183ZM193 144H195V143L193 142ZM208 144H209V143H208ZM210 144H211V143H210ZM210 144H209V145H210ZM213 144H215V142H214ZM243 144H244V143H243ZM188 145H189V144H188ZM188 145H187V147H188ZM219 145H220V144H219ZM227 145H228V144H227ZM227 145H226V146H227ZM241 145H242V144H241ZM244 145H245V144H244ZM244 145H243V146H244ZM246 145L249 146L248 143H247ZM181 146H183V145L181 144ZM185 146H186V145H185ZM185 146H184V147H185ZM196 146H197V144H196ZM228 146H229V145H228ZM248 146H247V147H248ZM263 146H264V145H263ZM0 147H1V146H0ZM177 147H180V145H178ZM184 147H182V148L180 147V148L183 149ZM206 147H207V146H206ZM206 147H204V148H206ZM251 147H252V146H251ZM189 148H190V146H189ZM189 148H188V149H189ZM195 148H196V147H195ZM175 149H176V148H175ZM181 149H180V150H181ZM192 149H193V148H192ZM230 149H231V148H230ZM233 149H234V147H233ZM249 149H250V148H249ZM255 149H257V147H256ZM177 150H178V149H177ZM209 150L211 151V149H209ZM235 150H236V148H235ZM251 150H254V148H252ZM249 151H250V150H249ZM255 151H256V150H255ZM259 151H261V150H259ZM259 151H258V152H259ZM182 152H183V151H182ZM194 152H196V151H194ZM194 152L192 151V153H190V151H189L190 154H193ZM250 152H251V151H250ZM250 152H249V153H250ZM263 152H264V151H263ZM171 153H172V152H171ZM186 153H188V152H186ZM181 154H182V153H181ZM181 154H180V155H181ZM183 154H184V153H183ZM183 154H182V155H183ZM198 154H199V153H198ZM180 155H179V156H180ZM182 155H181V157H180L181 159L183 158ZM194 155H195V153H194ZM194 155H193V156H194ZM257 155H258V154H257ZM261 155H262V154H261ZM183 156H184V155H183ZM186 156H190V155L185 154V157H186ZM193 156H192V157H193ZM242 156H243V155H241V157H242ZM246 156H247V154H246ZM246 156H245V157H246ZM251 156H252V155H251ZM170 157H171V156H170ZM172 157H173V156H172ZM197 157H198V156H196V158H197ZM263 157H264V156H263ZM175 158L178 159L177 156H175ZM190 158H191V157H190ZM238 158H239V157H238ZM238 158H235V159H238ZM246 158H247V157H246ZM188 159H189V157H188ZM188 159H187V160H188ZM241 159H242V158H241ZM167 160H168V159H167ZM172 160H173V159H172ZM174 160H175V159H174ZM183 160H184V158H183ZM176 161H177V160H176ZM179 161H181V160L179 159ZM189 161H190V160H189ZM191 161H193L192 158H191ZM196 161H197V160H196ZM234 161H235V160H234ZM243 161H245V160H243ZM243 161H241V162H243ZM1 162H2V161H1ZM7 162H8V161H7ZM159 162H160V161H159ZM162 162H163V161H161V163H162ZM166 162H167V161H166ZM169 162H170V161H169ZM177 162H178V161H177ZM235 162H237V161H235ZM238 162H239V161H238ZM241 162H240V163H241ZM171 163H172V161H171ZM171 163H170V164H171ZM174 163H175V161H174ZM178 163H179V162H178ZM181 163H182V162L179 163V164H180L179 166H180V167L184 166V165L181 166ZM183 163H185V161H184ZM187 163H188V162L186 161L185 164H187ZM194 163H195V162H194ZM194 163H192V164H194ZM250 163L252 164L251 161H250ZM159 164H160V163H159ZM172 164H173V163H172ZM190 164H191V163H190ZM190 164H189V165H186V166H190ZM195 164H196V163H195ZM243 164H245V163H242V165H243ZM251 164L249 165V162L247 163V165H249L250 167H252ZM254 164H255V163H254ZM257 164L259 165V163H257ZM261 164H262V163H261ZM261 164H260V165H261ZM162 165H164V164H162ZM173 165H175V164H173ZM177 165H178V164H177ZM196 165H197V164H196ZM258 165H256V166L258 167ZM157 166H158V165H157ZM160 166H161V165H160ZM170 166H171V165H170ZM244 166H245V165H244ZM254 166H255V165H253V167H254ZM263 166H264V165H263ZM167 167H168V166H167ZM167 167H166V168H167ZM231 167H232V166H231ZM257 167H256V168H257ZM260 167H261V166H260ZM8 168H9V167H8ZM150 168H152V167L150 166ZM182 168H183V167H182ZM182 168H181V169H182ZM184 168H185V166H184ZM188 168H190V167H188ZM158 169H159V168H158ZM173 169H174V168H173ZM173 169H171V170H173ZM181 169H179V170H181ZM192 169H193V167H192ZM195 169H196V168H195ZM236 169H237V168H236ZM250 169H251V168H250ZM258 169H259V168H258ZM148 170H149V169H148ZM161 170H162V169H161ZM161 170H159V172H162ZM167 170H168L167 172H169L170 167H169V169L167 168ZM189 170H191V169H189ZM189 170H187V171H189ZM241 170H242V169H241ZM256 170H257V169H256ZM256 170H255V171H256ZM262 170H264V168H263ZM173 171H174V170H173ZM175 171H176V170H175ZM175 171H174V172H175ZM191 171H192V170H191ZM193 171L196 172V170H193ZM193 171H192V172H193ZM245 171H246V170H245ZM251 171H252V170H251ZM159 172H158V173H159ZM163 172H165V171H163ZM181 172H182V171H181ZM183 172H184V170H183ZM189 172H190V171H189ZM233 172H234V171H233ZM237 172H238V171H237ZM253 172H254V169H253ZM253 172H252V173H253ZM256 172H257V171H256ZM190 173H191V172H190ZM239 173H240V172H238L237 174L239 175ZM241 173H242V172H241ZM243 173H244V172H243ZM246 173H248V172L246 171ZM252 173H251V174H252ZM254 173H255V172H254ZM257 173H258V172H257ZM257 173H256V174H257ZM162 174L164 175V173H162ZM162 174H161V176H162ZM182 174H183V173H182ZM185 174H186V171H185ZM185 174H183V175H181V176H184ZM192 174H193V173H192ZM195 174H196V173H195ZM248 174H249V173H248ZM251 174H249V175H251ZM258 174L261 175L260 172H259ZM262 174H263V172H262ZM240 175H241V174H240ZM240 175H239V176H240ZM252 175H255V174H252ZM259 175H258V176H259ZM181 176H180V177H181ZM185 176H187V174H186ZM189 176H190V174H189ZM193 176L196 177L194 174H193ZM197 176H198V174H197ZM261 176H262V175H261ZM236 177H237V175H236ZM236 177H235V178H236ZM248 177H249V176H248ZM254 177H255V176H254ZM155 178H156V177H155ZM243 178H245V176H244ZM249 178H250V177H249ZM255 178H256V177H255ZM161 179L163 180V178H161ZM167 179H168V178H167ZM167 179L165 178V180H167ZM176 179H177V178H176ZM181 179H182V177H181ZM181 179H180V180H181ZM185 179H186V178H185ZM198 179H199V177H198ZM247 179H248V178H247ZM256 179H257V178H256ZM258 179H259V178H258ZM183 180H184V179H183ZM191 180H192V179H191ZM191 180H190V183H192ZM193 180H194V179H193ZM261 180H262V178H261ZM100 181H101V180H100ZM168 181H169V180H168ZM176 181H177V182H180L178 179H177ZM194 181H195V180H194ZM196 181H197V180H196ZM196 181H195V182H196ZM235 181H236V180H235ZM240 181H242V180H240ZM246 181H247V180H246ZM249 181H250V180H249ZM257 181H258V180H257ZM259 181H260V180H259ZM259 181H258V182H259ZM98 182H99V181H98ZM163 182H164V181H163ZM195 182H194V184L199 183V186H200V184L203 183L202 181H201L202 183H201V182H197V183H195ZM233 182H234V181H233ZM258 182H256V183L258 184ZM261 182H262V181H261ZM100 183L102 184V182H100ZM100 183H98V184H100ZM185 183H186V182H185ZM187 183H188V179H187ZM253 183H254V181H253ZM168 184H170V183H168ZM175 184H176V182H175ZM179 184H180V183H179ZM182 184H184V182H183ZM182 184H181V185H182ZM203 184H204V183H203ZM220 184H221V183H220ZM238 184H239V183H238ZM259 184H260V182H259ZM263 184H264V182H263ZM163 185H164V184H163ZM173 185H174V184H173ZM173 185H172V184L169 185L168 188H169V189L172 188V187H170V186H173ZM232 185H233V184H232ZM234 185H235V184H234ZM236 185H237V184H236ZM241 185H242V184H241ZM166 186H167V185H166ZM176 186H178V183H177ZM187 186H188V185H186L185 187H187ZM189 186H190V185H189ZM196 186H198V184H197ZM199 186H198V187H199ZM202 186H203V185H202ZM202 186L200 187L201 189H202ZM228 186H229V185H228ZM250 186H251V185H250ZM253 186H254V185H253ZM262 186H264V185H262ZM262 186H261V187H262ZM161 187H162V185H161ZM161 187H160V188H161ZM163 187H165V186H163ZM163 187H162V188H163ZM183 187H184V186H182V188H183ZM185 187H184V188H185ZM205 187H206V185H205ZM236 187H237V186H236ZM239 187H240V186H239ZM178 188H180V187H178ZM189 188H190V187H188V188H186V189H184V190L182 189V190L186 193V191L188 192L187 189H189ZM196 188H197V187H196ZM200 188H198V189H200ZM244 188H245V187H244ZM258 188H259V186H258ZM175 189H176V188H175ZM194 189H195V188H194ZM206 189L209 190L210 188H207V187H206ZM206 189H205V190H206ZM216 189H217V188H216ZM218 189H221L220 186H219ZM164 190H165V188H164ZM171 190H173V189H171ZM176 190H177V189H176ZM182 190L180 189V192H181ZM185 190H186V191H185ZM208 190H207V193H208ZM211 190H213V189H211ZM226 190H227V189H226ZM231 190H232V191H235L236 188H235V190H233V189H231ZM252 190H253V189H252ZM262 190H264V189H262ZM262 190H261V191H262ZM165 191H166V190H165ZM195 191H196V190H195ZM202 191H203V189H202ZM209 191H210V190H209ZM215 191H216V190H215ZM218 191H219V190H218ZM239 191H241V190H239ZM244 191H245V190H244ZM247 191H248V190H247ZM247 191H245V192H247ZM156 192H157V191H156ZM161 192H162V190H161ZM169 192H170V191H169ZM177 192H178V190H177ZM204 192H206V191H204ZM220 192H221V191H220ZM220 192H219V193H220ZM222 192H223V190H222ZM236 192H237V191H236ZM263 192H264V191H263ZM9 193H10V192H9ZM157 193H160V192H157ZM157 193H156V194H157ZM162 193H163V192H162ZM162 193H161V194H162ZM164 193H166V192H164ZM164 193H163V194H164ZM167 193H168V191H167ZM174 193H176V192H174ZM178 193H179V192H178ZM193 193H194V192H193ZM195 193H196V192H195ZM209 193H211V191H210ZM214 193H216V192H214ZM214 193H213V195H214ZM217 193H218V192H217ZM242 193H243V192H242ZM247 193H248V192H247ZM252 193H253V192H252ZM252 193H251V194H252ZM256 193H258V192H256ZM171 194H173V193H171ZM190 194H191V193H190ZM227 194H229L228 191H227ZM248 194H250V192H249ZM259 194L261 195V192H259ZM126 195H127V193H126ZM158 195H159V194H158ZM175 195H176V197H179V196H177L178 194H175ZM179 195H180V196L183 195V192H181ZM186 195H187V193H186ZM194 195H195V194H194ZM199 195H200V194H199ZM204 195H205V194H204ZM217 195H218V194H216L215 197H217ZM222 195H223V194H222ZM242 195H243V194H242ZM253 195H254V194H252V196H253ZM124 196H125V195H124ZM161 196H162V195H161ZM166 196H167V194H166ZM169 196L171 197L172 195H169ZM183 196H184V195H183ZM183 196H181V197H183ZM191 196H192V195H191ZM208 196L210 197V195H208ZM208 196H207V198H208ZM218 196H219V195H218ZM238 196H239V195H238ZM244 196H245V195H244ZM258 196H259V195H258ZM261 196H262V195H261ZM128 197H129V196H128ZM163 197H165V196H163ZM219 197H220V196H219ZM224 197H226V196H224ZM227 197H228V196H227ZM241 197H242V196H241ZM250 197H251V196H250ZM250 197H249V198H250ZM254 197H255V195H254ZM119 198H120V197H119ZM130 198H131V197H130ZM171 198H173V197H171ZM171 198H168V200L171 199ZM179 198H180V197H179ZM185 198H188V196H186ZM191 198H192V197H191ZM213 198H214V197H213ZM213 198H212V200H213ZM221 198H222V197H221ZM239 198H240V197H239ZM249 198H248V199H249ZM128 199H129V198H128ZM128 199H127V200H128ZM161 199H162V197H161ZM165 199H167V198L165 197L164 200H165ZM180 199H181V198H180ZM210 199H211V198H210ZM219 199H220V198H219ZM224 199L226 200V198H224ZM243 199H245V198L243 197ZM122 200H123V199H122ZM125 200H126V199H125ZM131 200H132V198H131ZM171 200H172V199H171ZM181 200H182V199H181ZM190 200H191V199H190ZM215 200H216V199H215ZM221 200H222V199H221ZM228 200H229V199H228ZM228 200H227V202L229 203ZM241 200H242V199H241ZM254 200H255V199H254ZM118 201H119V200H118ZM160 201H161V200H159V202H160ZM235 201H236V200H235ZM252 201H253V199H252ZM255 201H256V200H255ZM261 201H262V200H261ZM121 202H123V201H121ZM126 202H127V201H126ZM126 202H125V203H126ZM168 202H169V201H168ZM176 202H177V200H176ZM176 202H175V203H176ZM216 202H217V201H216ZM225 202H226V201H225ZM240 202H241V201H240ZM244 202H245V201H244ZM262 202H263V201H262ZM262 202H261V203H262ZM163 203H164V202L161 201V204H163ZM173 203H174V202H173ZM178 203H179V199H178ZM180 203H181V202H180ZM182 203H183V201H182ZM211 203L213 204V202H211ZM222 203H223V202H222ZM222 203H221V204H222ZM241 203H242V202H241ZM249 203H250V202H249ZM251 203H252V202H251ZM251 203H250V205H248V207L251 206ZM253 203H254V201H253ZM255 203H256V202H255ZM259 203H260V202H259ZM116 204H117V207H118V206H119V205H118L119 202L116 203ZM120 204H121V203H120ZM123 204H124V203H123ZM131 204H132V203H130V206H131ZM165 204H166V203H165ZM170 204H172V202H171ZM199 204H200V203H199ZM201 204H202V203H201ZM201 204H200V206H201ZM203 204H204V203H203ZM212 204H210V207H209V208H211V209H212L211 206H213ZM221 204H220V205H221ZM224 204H225V203H224ZM230 204H231V202H230ZM233 204H235V203H233ZM245 204H246V203H245ZM175 205H176V204H175ZM175 205H174V206H175ZM188 205H189V204H188ZM192 205H193V204H192ZM216 205H217V204H216ZM216 205H215V206H216ZM227 205H228V204H227ZM238 205H239V203H238ZM260 205H261V204H260ZM160 206H161V205H159V207H160ZM168 206H169V203H168ZM168 206H167V207H168ZM182 206H183V204H182ZM184 206H185V205H184ZM184 206H183V207H184ZM234 206H235V205H234ZM240 206H241V204H240ZM243 206H244V204H243ZM243 206H242V209H243ZM245 206H246V205H245ZM253 206H255V204H253ZM263 206H264V205H263ZM112 207H113V206H111V208H112ZM117 207H115V208H117ZM119 207H120V206H119ZM131 207H132V206H131ZM134 207H135V204H134ZM134 207H132V208H134ZM148 207H149V206H148ZM161 207H162V206H161ZM179 207H180V206H179ZM202 207H203V206H202ZM204 207H205V206H204ZM220 207L225 208L226 206L224 207V205H223V206H220ZM231 207H232V205H231ZM235 207H236V206H235ZM237 207H238V206H237ZM121 208H122V205H121ZM138 208H139V207H138ZM154 208H155V207H154ZM157 208H158V205H157ZM157 208H155V209L157 210ZM164 208H165V207H164ZM171 208L173 209V207H171ZM209 208H208V209H209ZM215 208L217 209V207H215ZM215 208H214V206H213V209L216 211ZM238 208H239V207H238ZM244 208H245V207H244ZM256 208L258 209V207H255V210H256ZM118 209H119V208H118ZM140 209H141V208H140ZM140 209H139V210H140ZM159 209H160V208H159ZM159 209H158V210H159ZM169 209H170V208H168V211H169ZM172 209H170V210H172ZM179 209H180V208H179ZM185 209L187 210V207H186ZM189 209H190V208H189ZM195 209H196V208H195ZM195 209H193V210L195 211ZM208 209H207V210H208ZM229 209H232V208H229ZM229 209H228V210H229ZM234 209L236 210V208H234ZM234 209H233V210H234ZM240 209H241V208H240ZM240 209H239V210H240ZM245 209L247 210L248 208H245ZM249 209H251V208H249ZM249 209H248V210H249ZM120 210H121V209H120ZM161 210H162V209H161ZM163 210H164V209H163ZM166 210H167V209H166ZM174 210H175V209H174ZM182 210H183V211H186V210H184L183 208H182ZM191 210H192V209H191ZM193 210H192V211H193ZM197 210H198V209H197ZM204 210H205V209H203V211H204ZM225 210H226V209H225ZM228 210H227V212H228ZM243 210H244V209H243ZM248 210H247V211H248ZM255 210H254V211H255ZM260 210H261V209H260ZM113 211H114V210H113ZM129 211H130V210H129ZM136 211H137L136 209H135V211L133 210V213H135ZM159 211H160V210H159ZM180 211H181V210H180ZM203 211H202V212H203ZM208 211H209V210H208ZM229 211H230V210H229ZM244 211H245V210H244ZM262 211H264V210L262 209L260 212H259V211H258V212H259V213H262ZM126 212H127V208H126ZM131 212H132V211H131ZM131 212H127V213H128V216H129V213L131 214ZM152 212L154 213V211H152ZM156 212H158V211H156ZM170 212H172V211H170ZM174 212H175V211H174ZM212 212H213V211H212ZM221 212H222V211H221ZM227 212H226V214H227ZM248 212H249V211H248ZM256 212H257V211H256ZM138 213H139V211H138ZM142 213H143V209H142ZM150 213H151V212H150ZM159 213L163 214L162 212H159ZM178 213H179V212H177V214H178ZM214 213H215V212H214ZM223 213H224V212H222L221 214L223 215ZM231 213H233V212H231ZM237 213H238V212H237ZM245 213H246V212H245ZM251 213H252V211H251ZM155 214H156V213H155ZM166 214H168V212H165V215H166ZM169 214H170V213H169ZM175 214H176V212H175ZM184 214H185V213H184ZM184 214H183V216H182V214H180V215H181L182 217H184V216H185ZM186 214L188 215L189 212H188V213L186 212ZM191 214H194V212L191 213ZM191 214H189V215H191ZM199 214H200V213L198 212V215H199ZM203 214H205V212H204ZM207 214H208V213H207ZM248 214H250V212H249ZM253 214H255V213H252V216H254ZM256 214H258V213H256ZM135 215H136V214H135ZM135 215H134V216H135ZM165 215H164V216H165ZM172 215H173V214H172ZM178 215H179V214H178ZM194 215H196V214H194ZM198 215H196V216L199 217L200 215H199V216H198ZM201 215H202V214H201ZM213 215H214V214H213ZM217 215H218V213H217ZM222 215H221V216H222ZM224 215H225V214H224ZM227 215H228V214H227ZM234 215H236V214H232V217H233ZM259 215H260V214H259ZM262 215H263V214H262ZM137 216H138V214H137ZM139 216H140V215H139ZM155 216H156V215H155ZM160 216H161V215H160ZM160 216H159V217H160ZM166 216H168V215H166ZM166 216H165V219H166ZM181 216H179L180 219H181ZM204 216H205V215H204ZM230 216H231V214L229 215V217H230ZM236 216H238V215H236ZM140 217H141V216H140ZM161 217H162V216H161ZM170 217H171V216H170ZM179 217H178L177 219H179ZM189 217H190V216H189ZM191 217H193V216H191ZM201 217H202V216H201ZM212 217H213V216H212ZM215 217H218V216H215ZM215 217H213V219H214ZM226 217H228V216H226ZM232 217H230V218H232ZM238 217H241V213H240V216H238ZM250 217H251V215H250ZM258 217H259V216H258ZM260 217H261V215H260ZM262 217H263V216H262ZM163 218H164V217H162V219H163ZM167 218H168V217H167ZM185 218H186V217H185ZM218 218H219V217H218ZM222 218H223V217H222ZM235 218H236V217H235ZM242 218H243V217H242ZM242 218H241V219H242ZM246 218H247V217H246ZM256 218H257V217H256ZM152 219H153V218H152ZM168 219H170V218H168ZM171 219H173V218H171ZM199 219H201V218H199ZM223 219H224V218H223ZM225 219H228V218H225ZM225 219H224L223 221H225ZM236 219H237V218H236ZM241 219H240V220H241ZM134 220H136V219L134 218ZM138 220H139V217H138V219H137V222H138ZM173 220H174V219H173ZM173 220H172V221H173ZM184 220H185V219H184ZM188 220H189V219H188ZM192 220H193V219H192ZM194 220H198V219H194ZM207 220H209V218L206 219V221H207ZM210 220H211V219H210ZM218 220H219V219H218ZM220 220H221V219H220ZM220 220H219V221H220ZM231 220H232V219H231ZM231 220H230V221H231ZM238 220H239V219H238ZM243 220H244V222H245L246 219H243ZM250 220H251V218L249 219V223L252 224L253 220H252V221H250ZM254 220H255V219H254ZM139 221H140V220H139ZM154 221H155V219H154ZM157 221H158V219H157ZM166 221H167V220H166ZM166 221H165V223H166ZM198 221H199V220H198ZM200 221H201V220H200ZM215 221H216V220H215ZM219 221L216 222V223L218 224ZM228 221H229V220H228ZM247 221H248V220H247ZM247 221H246V223H248ZM155 222H156V221H155ZM187 222H188V221H187ZM194 222H195V221H194ZM202 222H203V221H202ZM204 222H205V221H204ZM204 222H203V223H204ZM213 222H214V220L212 221V223H213ZM221 222H222V221H220V223H221ZM233 222H234V221L232 220V223H231V224H233ZM238 222H240V221H237V220H236V224H237ZM242 222H243V221H242ZM256 222H257V220H256ZM138 223H139V222H138ZM174 223H175V222L173 221L172 225H173ZM179 223H180V222H179ZM192 223H193V222H191V224H192ZM206 223H207V222H206ZM210 223H211V221H210ZM222 223H223V222H222ZM222 223H221V224H222ZM152 224H153V223H152ZM156 224H157V223H156ZM158 224H159V222H158ZM158 224H157V225H158ZM160 224H161V223H160ZM160 224H159V225H160ZM176 224H177V222H176ZM193 224H194V223H193ZM193 224H192V226H195V225H196V223H195L194 225H193ZM197 224H198V223H197ZM200 224H201V222H200ZM217 224H216V225H217ZM221 224H219V225H221ZM229 224H230V223H229ZM229 224H228V225H229ZM231 224H230V225H231ZM239 224H242V223H239ZM251 224H250V225H251ZM164 225H165V224H164ZM174 225H175V224H174ZM180 225H183L182 222H181ZM201 225H202V224H201ZM208 225H209V224H208ZM208 225L205 224V226H208ZM212 225H213V224H211V226H212ZM219 225H217V226H219ZM230 225H229V228H230ZM233 225H235V223H234ZM247 225H248V224H247ZM247 225H245V226L247 227ZM250 225H248V226H250ZM153 226H154L153 228L157 227V226H155V225H153ZM169 226H170V224H169ZM169 226H168V227H169ZM184 226H185V225H184ZM186 226H188V225H186ZM189 226H190V225H189ZM202 226H203V225H202ZM209 226H210V225H209ZM209 226H208V227H209ZM214 226H215V225H214ZM223 226H226V224H225V225L222 224V228H223ZM231 226H232V225H231ZM236 226H237V227H235V228H237V230H238V225H236ZM241 226H242V225H241ZM241 226H239V228L242 230V227H243V226H242V227H241ZM245 226H244V227H245ZM253 226H255V228H257L256 225H253ZM141 227H142V226H141ZM158 227H159V226H158ZM160 227H161V226H160ZM163 227H164V226H163ZM168 227H165V229L168 228ZM171 227H172V226H171ZM176 227H177V225H176ZM196 227H197V229L200 228V226H197V225H196ZM196 227H195V228H196ZM203 227H204V226H203ZM215 227H216V226H215ZM244 227H243V228H244ZM173 228H174V227H173ZM178 228H179V226H178ZM181 228H182V227H180V229H181ZM209 228H210V227H209ZM253 228H254V227H253ZM258 228H259V227H258ZM116 229H117V228H116ZM116 229H115V230H116ZM142 229H143V228H142ZM145 229H146V228H145ZM162 229H163V228H162ZM168 229H169V228H168ZM183 229H184V228H183ZM185 229H186V228H185ZM193 229H194V228H193ZM204 229H205V228H204ZM223 229H224V228H223ZM225 229H227V228L225 227ZM225 229H224V230H225ZM247 229H249V228H247ZM250 229H251V228H250ZM122 230H123V229H122ZM154 230H155V229H154ZM159 230H161V229H159ZM170 230H171V229H170ZM172 230H174V229H172ZM191 230H192V229H191ZM207 230H208V229H207ZM255 230H256V229H255ZM258 230H259V229H258ZM258 230H257V231H258ZM118 231H119V228H118ZM182 231H183V230H182ZM194 231H195V230H194ZM201 231H202V229H201ZM205 231H206V230H205ZM210 231H211V230H210ZM210 231L208 232L209 234H210ZM216 231H217V230H216ZM235 231H236V230H235ZM242 231H243V230H242ZM246 231H247V230H246ZM251 231H254V230L251 229ZM260 231H261V230H260ZM262 231H263V230H262ZM119 232H120V231H119ZM121 232H123V231H121ZM121 232H120V233H121ZM151 232H153V231H151ZM156 232H157V231H156ZM156 232H155V233H156ZM185 232H187V231H185ZM221 232H222V230H221ZM238 232H239V231H238ZM238 232H237V233H238ZM244 232H245V231H244ZM248 232H250V231H248ZM114 233H115V232H114ZM114 233H113V234H114ZM158 233H159V232H158ZM194 233H195V232H194ZM201 233H202V232H201ZM213 233H214V230H213ZM213 233H212V234H213ZM215 233H217V232H215ZM219 233H220V231H219ZM227 233H228V232H227ZM231 233H232V232H231ZM233 233H234V232H233ZM245 233L247 234V232H245ZM250 233H251V232H250ZM177 234H178V233H177ZM188 234H189V233H188ZM192 234H193V233H192ZM195 234H196V233H195ZM202 234H203V233H202ZM212 234H211V235H212ZM217 234H218V233H217ZM229 234H230V233H229ZM246 234H245V235H246ZM111 235H112V233H111ZM156 235H158V234H156ZM185 235H186V234H185ZM213 235H214V234H213ZM215 235H216V234H215ZM220 235H221V233H220ZM227 235H228V234H227ZM238 235H239V234H238ZM248 235H249V234H247V236H248ZM252 235H253V234H252ZM112 236H113V235H112ZM123 236H124V235H123ZM152 236H153V235H152ZM168 236H169V235H168ZM180 236H181V235H180ZM221 236H223V233H222ZM233 236H235V234L232 235V237H233ZM247 236H246V238H247ZM200 237H202V236H200ZM208 237H209V236H208ZM212 237H213V236H212ZM217 237H218V236H217ZM227 237H228V236H227ZM230 237H231V234H230ZM230 237H228V238H230ZM232 237H231V238H232ZM250 237H252V236H250ZM253 237H254V236H253ZM119 238H120V237H119ZM121 238H122V235H121ZM155 238H156V237H155ZM183 238H186V240H187V236H184ZM188 238H190V237H188ZM195 238H196V237H195ZM214 238H215V237H214ZM228 238H227V241H228ZM231 238L229 239V242H230V240H232ZM176 239H177V238H176ZM191 239H192V238H191ZM204 239H205V238H204ZM204 239H203V240H204ZM240 239H241V238H240ZM243 239H244V238H243ZM179 240H181V239H179ZM197 240H198V239H197ZM200 240H201V239H200ZM212 240H213V238H212ZM217 240L219 241V239H217ZM220 240H221V239H220ZM234 240L236 241L235 238H234ZM237 240H238V239H237ZM249 240H250V239H249ZM249 240H248V242L250 243ZM251 240H252V239H251ZM116 241H117V240H116ZM161 241H162V239H161ZM171 241H172V240H171ZM195 241H196V240H195ZM207 241H208V240H207ZM210 241H211V240L209 239V242H210ZM225 241H226V240H225ZM235 241H232V243L234 242V244H236ZM240 241H241V240H240ZM246 241H247V240H246ZM117 242H118V241H117ZM181 242H182V241H181ZM190 242H191V241H190ZM201 242H202V241H201ZM209 242H208V243H209ZM212 242H213V241H212ZM216 242H217V241H216ZM243 242H244V241H243ZM248 242H247V243H248ZM251 242H252V241H251ZM253 242H254V241H253ZM150 243H151V242H150ZM197 243H198V242H197ZM208 243H207V244H208ZM144 244H145V243H144ZM156 244H157V243H156ZM166 244H167V243H166ZM175 244H176V243H175ZM178 244H179V243H178ZM181 244H182V243H180L179 245H181ZM187 244H188V243H187ZM225 244H226V243H225ZM229 244H230V243H229ZM238 244L240 245V242H239ZM241 244H242V243H241ZM245 244H246V243H245ZM176 245H177V244H176ZM176 245L173 246V247H176ZM185 245H186V244L184 243V246H185ZM193 245H195V244H193ZM213 245H214V244H213ZM222 245H223V244H222ZM226 245H227V244H226ZM230 245H232V244H230ZM247 245H248V244H246L245 246H247ZM250 245H252V243H251ZM127 246H128V245H127ZM127 246H124V247H127ZM131 246H132V245H131ZM131 246H129V248H130ZM141 246H143V245H141ZM156 246H157V245H156ZM169 246H170V245H169ZM169 246H167V247H169ZM235 246H237V245H235ZM243 246H244V245H243ZM248 246H249V245H248ZM253 246H254V245H253ZM124 247H123V248H124ZM144 247H145V246H144ZM160 247H161V246H160ZM213 247H214V246H213ZM219 247H220V246H219ZM221 247H222V246H221ZM231 247H233V246H231ZM83 248H84V247H83ZM145 248H146V247H145ZM148 248H149V247H148ZM161 248H162V247H161ZM163 248H164V247H163ZM238 248H239V247H238ZM245 248H246V247H245ZM251 248H252V247H251ZM254 248H255V246H254ZM195 249H196V248H195ZM222 249H223V248H222ZM236 249H237V248H236ZM255 249H256V248H255ZM149 250H151V249H149ZM171 250H173V249H171ZM171 250H170V251H171ZM192 250H193V247H192ZM203 250H204V249H203ZM224 250H225V249H224ZM248 250H249V247H248ZM145 251H146V250H145ZM197 251H198V250H197ZM216 251H217V250H216ZM216 251H215V253H216ZM252 251H253V250H252ZM70 252H71V251H70ZM124 252H125V251H124ZM154 252H155V251H154ZM154 252L152 251V252H150V253H153V254H154ZM159 252H160V249H159ZM171 252H172V251H171ZM205 252H206V251H205ZM210 252H211V251H210ZM218 252H219V251H218ZM241 252H242V251H241ZM247 252H248V251H247ZM250 252H251V251H249V255H250ZM142 253H143V252H142ZM144 253H145V252H144ZM161 253H163V252H161ZM161 253H160V254H161ZM196 253H197V252H196ZM226 253L228 254V252H226ZM258 253H259V252H258ZM92 254H93V253H92ZM131 254H132V253H131ZM139 254H140V253H139ZM158 254H159V253H158ZM168 254H169V253H168ZM168 254H167V255H168ZM179 254H180V253H179ZM187 254H188V253H187ZM190 254H191V253H190ZM193 254L195 255V253H193ZM207 254H208V252H207ZM209 254H210V253H209ZM231 254H233V253H231ZM242 254H245V252H242ZM252 254L254 255V252H253ZM133 255H134V253L132 254V256H133ZM136 255H137V254H135L133 257H135ZM144 255H145V254H144ZM146 255H147V254H146ZM148 255H149V254H148ZM148 255H147V256H148ZM154 255H155V254H154ZM163 255H164V254H163ZM169 255H170V254H169ZM202 255H203V254H202ZM205 255H206V254H205ZM213 255H214V254H213ZM218 255H219V253H218ZM220 255H221V253H220ZM225 255H226V254H225ZM125 256H126V255H125ZM130 256H131V255H130ZM140 256L142 257L143 255L140 254V255H139V259H140ZM147 256H146V258H147ZM158 256H159V255H158ZM161 256H162V255H161ZM228 256H230V255H228ZM237 256H238V255H237ZM239 256H241V255H239ZM243 256H244V255H242L241 258H242ZM246 256H247V255H245V257H246ZM251 256H252V255H251ZM137 257H138V256H137ZM168 257H169V256H168ZM171 257H172V256H171ZM213 257H214V256H213ZM231 257H232V256H231ZM253 257H254V256H253ZM257 257H258V256H257ZM257 257H256V258H257ZM158 258H159V257H157L156 259L158 260ZM161 258H162V257H161ZM237 258H238V257H237ZM250 258L252 259V257H250ZM83 259H84V258H83ZM139 259H138V260H139ZM142 259H144V258H142ZM156 259H155V260H156ZM172 259H173V258H172ZM187 259H188V258H187ZM205 259H206V258H205ZM223 259H224V258H223ZM244 259H245V258H244ZM258 259L260 260V259H262V258H258ZM153 260H154V259H153ZM153 260L151 259V261H153ZM157 260H156V261H157ZM159 260H160V259H159ZM159 260H158V261H159ZM168 260H169V258L167 259V262H168ZM196 260H197V259H196ZM196 260H195V261H196ZM232 260H233V259H232ZM245 260H246V259H245ZM252 260H253V259H252ZM252 260H251V261H252ZM156 261H155V262H156ZM158 261H157V262H158ZM184 261H185V263H188V262H186V259H185ZM188 261H189V260H188ZM213 261H214V258H213ZM243 261H244V260H243ZM249 261H250V260H249ZM253 261H254V260H253ZM260 261H261V260H260ZM129 262H130V261H129ZM139 262H140V261H139ZM159 262H160V261H159ZM159 262H158V263H159ZM165 262H166V261H165ZM182 262H183V261H182ZM196 262H199V261H196ZM202 262H203V261H202ZM202 262H201V263H202ZM235 262H236V261H235ZM240 262H241V261H240ZM254 262H256V261H254ZM262 262H263V261H261V263H262ZM169 263H170V262H169ZM176 263H177V262H176ZM176 263H175V264H176ZM194 263H195V262H194ZM199 263H200V262H199ZM219 263H220V262H219ZM246 263H247V262H246ZM263 263H264V262H263ZM150 264H151V263H150ZM167 264H168V263H167ZM172 264H173V263H172ZM177 264H180V263H177ZM190 264H191V263H190ZM253 264H254V263H253ZM258 264H259V263H258Z\"/></svg>",
	"mask_w": 264,
	"mask_h": 264
}]
</instances>
